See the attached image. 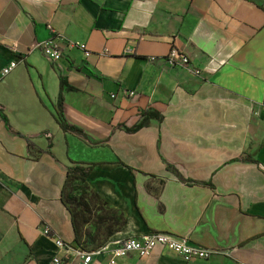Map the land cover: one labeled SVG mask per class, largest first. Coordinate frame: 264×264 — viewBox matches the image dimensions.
Masks as SVG:
<instances>
[{
    "label": "crops",
    "instance_id": "crops-1",
    "mask_svg": "<svg viewBox=\"0 0 264 264\" xmlns=\"http://www.w3.org/2000/svg\"><path fill=\"white\" fill-rule=\"evenodd\" d=\"M50 24L91 55L60 42L48 59L34 45ZM173 45L202 75L166 62ZM14 60L0 82V264H52L64 252L46 226L92 251L159 231L218 250L188 264H264V0H0V71ZM63 79L65 115L90 139L57 120ZM144 111L160 115L127 130ZM75 165L86 181L68 178ZM117 264L184 260L159 244Z\"/></svg>",
    "mask_w": 264,
    "mask_h": 264
},
{
    "label": "built area",
    "instance_id": "built-area-1",
    "mask_svg": "<svg viewBox=\"0 0 264 264\" xmlns=\"http://www.w3.org/2000/svg\"><path fill=\"white\" fill-rule=\"evenodd\" d=\"M53 33V38L47 41L38 42L34 48L40 49L43 54L50 60L58 61L63 57V49L60 42H64L67 47H79L86 56L91 55L87 44L81 41H73L67 39L61 32H58L53 25H49ZM155 59V58H153ZM166 62L171 67H183L195 75H202L200 68L192 67V60L190 56L179 49L178 46L173 45L170 52L166 56ZM19 61L14 60L9 65L5 66L0 71V82L9 76L13 70L18 66ZM129 95H136V91H129ZM112 97H116L113 94ZM264 111V106L262 108ZM261 111L257 110L256 115H260ZM44 233L51 236L57 246L63 250V254H57L53 257L52 264H91L96 255L110 254V258L106 264H117L118 260L125 258L131 254H136L140 257L149 256L154 248L161 244L167 250L172 251L184 260V264H188L194 259H208L218 250L207 248L201 245L193 244L188 238L179 237L177 235L167 232H152L142 236L129 237L119 242L111 249L101 248L95 251L87 250L81 245L73 244L65 241L63 238L57 236L50 226H46Z\"/></svg>",
    "mask_w": 264,
    "mask_h": 264
},
{
    "label": "trees",
    "instance_id": "trees-1",
    "mask_svg": "<svg viewBox=\"0 0 264 264\" xmlns=\"http://www.w3.org/2000/svg\"><path fill=\"white\" fill-rule=\"evenodd\" d=\"M75 89V87H73L72 85H70L66 80H62V90L59 96V101L57 104V120L59 121L61 127L67 131V132H73V133H77L79 135H82L84 137H86L87 139H90L88 134L80 127L70 123L65 115V111H64V89ZM0 113L3 117V119L8 122V118L7 116L4 114V112L2 110H0ZM159 113L154 112V111H144L142 114V119L141 121L136 124L133 127H126L127 130L129 131H136L139 130L141 128H143L145 125H147L150 121V119L154 118V117H159ZM94 143V142H93ZM97 143H100L97 141ZM50 147H52V142L50 143ZM91 171V168L87 169L84 168L80 165H75L73 167H69L68 168V178L69 179H81L83 181H86L89 172ZM78 245L83 246L84 248L87 249V247L80 243L77 242Z\"/></svg>",
    "mask_w": 264,
    "mask_h": 264
}]
</instances>
